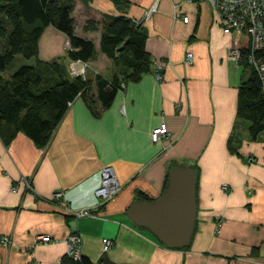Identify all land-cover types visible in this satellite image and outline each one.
I'll return each instance as SVG.
<instances>
[{
	"label": "crops",
	"instance_id": "crops-1",
	"mask_svg": "<svg viewBox=\"0 0 264 264\" xmlns=\"http://www.w3.org/2000/svg\"><path fill=\"white\" fill-rule=\"evenodd\" d=\"M154 1L123 0L119 6L114 0H75L77 33L96 46L87 72L100 114H93L89 97L78 98L45 147L2 127L0 264H61L74 231L92 264H264V132L253 140L251 123L238 116V89L249 73L229 60V51L240 46L241 36L224 32L211 5L161 0L143 24L153 71L125 84L109 107L99 99L96 77L112 79L117 68L102 53V27L85 32L87 20H142ZM39 46L41 60L69 64L70 42L54 27L46 28ZM188 52L194 54L192 65ZM155 63H164L163 81L155 76ZM163 122L170 136L154 143L151 134ZM175 165H194L199 173L198 217L187 249L167 248L128 217L130 207L144 201L141 193L155 200L163 195ZM107 167L121 190L101 204L95 192ZM59 191L65 203L52 200ZM66 207L94 216L76 219ZM42 235L55 241L42 243ZM3 237L10 243H1ZM104 239L114 242L109 251L103 250Z\"/></svg>",
	"mask_w": 264,
	"mask_h": 264
},
{
	"label": "trees",
	"instance_id": "trees-1",
	"mask_svg": "<svg viewBox=\"0 0 264 264\" xmlns=\"http://www.w3.org/2000/svg\"><path fill=\"white\" fill-rule=\"evenodd\" d=\"M114 2L119 6L123 4V0ZM74 3L75 0H0V130L3 126L12 127L13 137L23 132L41 147L49 144L70 104L78 98L89 97L93 114H100L90 96L93 82L88 78V72L85 77L72 76L65 61L45 62L39 57L40 39L46 28L52 26L65 34L70 42L68 62L88 64L95 60V42L77 33ZM101 27L102 53L112 62L113 68H117L112 79L96 77L99 99L103 108H107L122 89V83L140 81L153 71L154 62L147 51V33L135 19L126 15L104 17L103 21L90 17L84 31L96 32ZM250 46V37L245 29L241 36L240 63L249 75L238 89V116L251 123L249 133L255 140L264 132V89L250 61ZM17 56L36 58V66L24 65L5 77L8 66ZM120 75L124 76L122 80ZM192 168L196 170L199 182L198 169L194 165ZM169 179L170 173L166 177L163 195L168 191ZM140 197L149 203L159 199H151L144 193ZM61 264L92 263L84 256L76 260L67 255Z\"/></svg>",
	"mask_w": 264,
	"mask_h": 264
},
{
	"label": "built area",
	"instance_id": "built-area-1",
	"mask_svg": "<svg viewBox=\"0 0 264 264\" xmlns=\"http://www.w3.org/2000/svg\"><path fill=\"white\" fill-rule=\"evenodd\" d=\"M181 2L193 3V2H208L213 11L218 15L223 24L224 32L227 34L237 33L242 36L243 31L246 29L250 37L251 55L250 61L252 66L258 72L264 89V0H179ZM161 0H155L152 6L146 11L142 20H135L139 25H143L145 21H148L158 11ZM175 9L178 5H174ZM183 21L188 23L190 18L188 16L183 17ZM229 60L235 63H240L241 60V48L233 47L229 51ZM186 62L189 65L194 63V54L188 52L186 55ZM70 71L73 76H84L87 72V64L80 61H71L69 65ZM155 76L157 80H164V63H155ZM125 84L122 83V88ZM72 105V103L70 104ZM170 136V130L168 125L163 122L157 127L151 134V139L154 143H160ZM21 182L24 184L28 191H33V185L27 178H23ZM228 187L225 186V189ZM19 185L13 187V191H19ZM121 190V184L117 179L112 167H107L103 171L102 182L99 188L96 190L95 195L99 199L101 204H105L112 200ZM54 202L65 203V192L59 191L53 195ZM69 210L71 214L80 219L83 217H92L91 210L84 209L80 211ZM222 219H219V225L222 223ZM38 240L42 243H51L55 240L49 235H42L38 237ZM82 237L77 231H74L68 238V253L76 260H80L82 257ZM1 243L8 244L10 239L3 237ZM114 242L109 239L103 240V250L109 251L113 247ZM33 264H38L33 262Z\"/></svg>",
	"mask_w": 264,
	"mask_h": 264
},
{
	"label": "water",
	"instance_id": "water-1",
	"mask_svg": "<svg viewBox=\"0 0 264 264\" xmlns=\"http://www.w3.org/2000/svg\"><path fill=\"white\" fill-rule=\"evenodd\" d=\"M168 191L157 201L137 202L128 217L150 230L167 248L190 246L198 217V176L192 166H176L170 171Z\"/></svg>",
	"mask_w": 264,
	"mask_h": 264
},
{
	"label": "rangeland",
	"instance_id": "rangeland-1",
	"mask_svg": "<svg viewBox=\"0 0 264 264\" xmlns=\"http://www.w3.org/2000/svg\"><path fill=\"white\" fill-rule=\"evenodd\" d=\"M36 61H37L36 58L26 59V58H24L22 56H17L16 59L14 60V62L10 66H8L7 71H6L7 76H10L12 73H14L16 70H18L20 67H22L24 65L25 66H36ZM69 64H70V62H69ZM88 69H89V67L87 65V69L86 70H88ZM176 166H179V165L173 166L171 168V170L174 167H176Z\"/></svg>",
	"mask_w": 264,
	"mask_h": 264
}]
</instances>
